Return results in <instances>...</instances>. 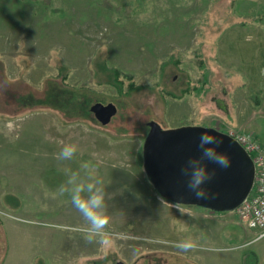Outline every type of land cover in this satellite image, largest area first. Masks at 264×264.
<instances>
[{"label": "rangeland", "instance_id": "rangeland-1", "mask_svg": "<svg viewBox=\"0 0 264 264\" xmlns=\"http://www.w3.org/2000/svg\"><path fill=\"white\" fill-rule=\"evenodd\" d=\"M95 102L115 104L108 124ZM151 121L264 148V0H0V264H264V236L234 210L159 195ZM90 185L109 221L91 240L72 203Z\"/></svg>", "mask_w": 264, "mask_h": 264}, {"label": "water", "instance_id": "water-1", "mask_svg": "<svg viewBox=\"0 0 264 264\" xmlns=\"http://www.w3.org/2000/svg\"><path fill=\"white\" fill-rule=\"evenodd\" d=\"M89 109L102 125L108 124L116 114V106L111 102H95ZM205 131L222 141L217 151L229 159L230 165L225 168L206 160L207 170L215 174L201 185L208 195L197 198L181 169L190 158L200 155V136ZM142 158L150 183L161 197L173 203L193 204L213 211L232 210L247 196L253 182L249 155L229 135L212 127L185 125L162 129L152 121L144 139Z\"/></svg>", "mask_w": 264, "mask_h": 264}, {"label": "clouds", "instance_id": "clouds-1", "mask_svg": "<svg viewBox=\"0 0 264 264\" xmlns=\"http://www.w3.org/2000/svg\"><path fill=\"white\" fill-rule=\"evenodd\" d=\"M220 143H222V141L211 135L208 131H205L200 136L199 149L202 150L200 155L190 158L181 169L182 174L188 177V187L195 192L197 198H205L208 195L206 189L201 187V185L205 184V182L210 180L215 174L207 170L205 161H211L225 168L230 165L229 159L224 154L217 151V147ZM74 153L75 148L66 145L62 148L60 157L63 159H70ZM84 191L85 189L83 186H78L72 195V203L89 222L91 226L89 240H91L92 236L106 235L104 230L107 228L109 221L106 218V214L100 211L104 205V195L102 191L97 189L93 192L91 185L87 188L90 195L85 197L82 195ZM100 243L109 245L111 241L102 239ZM175 247L182 251H189L196 248L197 245L191 240H186L177 243Z\"/></svg>", "mask_w": 264, "mask_h": 264}, {"label": "built area", "instance_id": "built-area-1", "mask_svg": "<svg viewBox=\"0 0 264 264\" xmlns=\"http://www.w3.org/2000/svg\"><path fill=\"white\" fill-rule=\"evenodd\" d=\"M249 155L253 165L252 188L234 209L235 213L252 229H257L255 238L264 236V148L249 132H226Z\"/></svg>", "mask_w": 264, "mask_h": 264}, {"label": "trees", "instance_id": "trees-1", "mask_svg": "<svg viewBox=\"0 0 264 264\" xmlns=\"http://www.w3.org/2000/svg\"><path fill=\"white\" fill-rule=\"evenodd\" d=\"M54 94V93H53ZM57 94H55V96H56ZM48 96L49 97H47V99L48 100H51V99H53V101H55V100H57L56 99V97L54 96V95H52L51 93H49L48 94ZM56 102V101H55ZM32 103H34V102H32ZM37 103V102H36ZM35 104V103H34ZM71 106H73V104H71ZM78 106H80V107H78V108H80V110L82 109V107H83V105H78ZM76 110V109H75ZM82 112V111H81ZM250 259H247L248 260V262H247V260L245 259V264H256V262H257V257H256V255H255V253H253V252H250Z\"/></svg>", "mask_w": 264, "mask_h": 264}, {"label": "crops", "instance_id": "crops-1", "mask_svg": "<svg viewBox=\"0 0 264 264\" xmlns=\"http://www.w3.org/2000/svg\"><path fill=\"white\" fill-rule=\"evenodd\" d=\"M174 204H178V203H174ZM178 205H183V206H196V207H199V208H201L200 210H206V211H208V212H210V213H217V212H215V211H211V210H209V209H206V208H203V207H200V206H197V205H193V204H178ZM197 210V209H196ZM197 212V211H196ZM219 212H221V211H219ZM199 213H201L202 215H205L206 213L205 212H200L199 211ZM191 228H192V226L191 225H189ZM196 226V225H195ZM195 228V227H194ZM194 228H192L191 230L193 231V232H195V229ZM192 237V236H191ZM244 252V251H243ZM253 253H255V255H256V257H257V262H256V264H259V254L258 253H256V252H254L253 251Z\"/></svg>", "mask_w": 264, "mask_h": 264}, {"label": "flooded vegetation", "instance_id": "flooded-vegetation-1", "mask_svg": "<svg viewBox=\"0 0 264 264\" xmlns=\"http://www.w3.org/2000/svg\"><path fill=\"white\" fill-rule=\"evenodd\" d=\"M151 122H152V121H151ZM151 122H150V123H151ZM150 123H148V126H149L148 131H149V129H150ZM148 131H147V133H148ZM146 135H147V134H146Z\"/></svg>", "mask_w": 264, "mask_h": 264}]
</instances>
